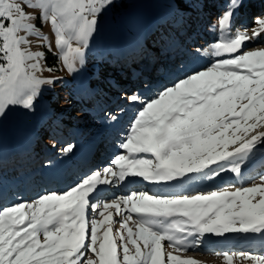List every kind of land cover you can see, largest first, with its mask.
<instances>
[{
	"label": "snow or ice",
	"instance_id": "6c2138e0",
	"mask_svg": "<svg viewBox=\"0 0 264 264\" xmlns=\"http://www.w3.org/2000/svg\"><path fill=\"white\" fill-rule=\"evenodd\" d=\"M114 2L0 0V116L13 107L32 110L42 86L55 82L38 75L45 70V53L32 51L29 37L49 51L51 44L35 21L49 24L58 58L72 74L85 63L98 17ZM191 2L175 0L176 8ZM244 3L227 0L217 17L221 37L211 45L209 55L216 59L206 68L178 78L147 99L125 93L128 103L140 107L119 143L123 151L110 166L93 171L62 194L45 193L32 202L0 208V264H200L173 252L195 250L206 233L264 235V174L256 177L260 183L234 191H133L111 201L98 198L100 186H123L130 178L155 184L188 174L210 178L224 171V163L240 175V165L264 144V131H258L264 128V47L244 50L264 34V15L255 19L251 35L244 25L233 30ZM114 216L124 218L117 221ZM165 241L173 251L165 253ZM212 254L221 256L224 264H264V255Z\"/></svg>",
	"mask_w": 264,
	"mask_h": 264
},
{
	"label": "rangeland",
	"instance_id": "374dc122",
	"mask_svg": "<svg viewBox=\"0 0 264 264\" xmlns=\"http://www.w3.org/2000/svg\"><path fill=\"white\" fill-rule=\"evenodd\" d=\"M121 1L126 2L127 8L120 7ZM263 1L264 0H252L249 2V0H245L244 6L238 10V12L236 13L235 19H240V21H243V19L246 18L245 12H246L247 8L260 5L261 2L263 4ZM114 4H116V6L113 5L111 8H108L106 11H104L98 17L97 29L94 32L93 36L89 40V45H88V48L86 49L85 63L83 66H79L78 70L76 72L69 74V73H67L66 69H64L62 61H60V59H59V66H58L59 71H47L46 69H49V68L46 67L44 59H43L41 61V63L44 66L45 70L38 73V75H40L42 78H55V81H56L55 84L53 83L54 84L53 86H50V85H43L42 86L41 94L37 97L36 101L34 102L35 106L32 110H25V109L20 108V107H13L11 110L7 111L5 115L0 116V155L1 156L7 154V156L5 157V158H7V157L11 156L12 150L26 151L30 147L34 146V144H36V146H38V147H42V145H45V143H46L47 136H49L48 138H55L53 136H55L58 133V129L62 125H67L66 119H69V118L71 119V117H70L71 115L77 116V114H76L77 109L75 107H67L66 109H63L62 111L63 112L65 111L64 112L65 114L63 116L65 121L62 122L61 121L62 119L58 118L60 120L55 121L54 123H51L49 119H52V118H50L51 117L50 113L52 112V108H51V105L49 102V98H51V95H53V89H52V91H50L49 89L52 87L55 88L59 84H63V82H67V84L68 83L70 84V81H71V83L77 85L79 91H84V89L86 88L85 92H87L88 89L90 90V87L88 88V84H87L88 78H90V80H92V79L97 80V83H99L100 86L98 87L99 91H97L96 89L92 92L90 91L91 93L89 92L88 96L89 97L91 95L93 96V94H96L97 96L100 95L101 94L100 91H102V89L105 86H107V83L111 82L109 78H112V77L123 78V76H124L123 72L125 70V66H129L128 65L129 61H133L136 58V57L130 58L129 55L135 53V50H137V43H138L137 38L140 36V30H141V26L138 23L141 22L144 18H147V20L149 21L151 19V16H158V14L160 12L171 13L170 10H168L164 7V5L167 7L169 5L167 0H115ZM207 6H208V8L209 7L214 8L212 1H208ZM218 8L219 9L214 8V11H219L217 13V15L219 16V15H221L225 6L222 5ZM25 10L29 11V12L34 11L32 9H27V8ZM203 12H204V9H202V14H203ZM194 15H196V14H194ZM235 19L233 21V30L238 28V26L239 27L241 26L238 23H235ZM255 19L256 18H252V19L246 20L244 22V26H247V28H248L249 35H251L252 27L255 26L254 25ZM211 21L212 20L207 21L208 23H206L205 32L203 30L204 33L198 34V36L195 40L196 48H198L200 51L199 52L198 51L197 52H190L186 55L182 54V55L178 56V57H180L181 61H183V62H182L180 67H177V65L175 63H171V65L169 66L170 75L177 73V74H179L180 77H184L183 76L184 74H188L192 70V68L189 69V67H192L195 63L202 62V64H200V66H198V68L201 67V69H203V67L206 68L211 62H213L214 59H216L214 57H211L209 55V53L211 51V45L213 43H215V40L217 38H218V40L220 39L221 34L218 31V29L215 27L217 20L214 22H211ZM35 24L38 27H40L42 34H44L48 37V42L51 44V52H55L57 55L58 50L55 47L54 36L52 34V31L50 29L49 24L47 22H45L41 25V22L38 19L35 21ZM159 24L160 25L164 24L165 25L164 27H166L165 22L164 23L160 22ZM159 24H158V26H159ZM194 24L195 23L193 22L192 25H194ZM186 26H187L186 24L181 25V27L184 29ZM189 26H191V25L189 24ZM159 31L160 30H158V32ZM178 31H181V30L179 29ZM21 34H23V33H21ZM185 34L188 35V34H190V32L187 31ZM124 37H126L127 43L123 45L120 43L124 42V39H125ZM141 37H142V39H144L143 33H142ZM29 40L31 41L30 47H31L32 51H42L45 53V50H48L45 47L38 46V45H40L41 42L38 41L36 39V37L30 36ZM259 40L260 41L258 43H256V42L247 43L245 45L244 50L245 51L255 50V49L264 47V34H262L259 37ZM116 43L119 44L120 47H119V50L117 52H115V55H117V57H118L119 53L124 52L123 54H121L122 56L118 61L115 57V58H113L114 62H109V60L106 61V63L104 62L102 64V66L108 65L105 68L100 67V66L95 67V68H91L87 65V63H88L87 59L90 56L91 52H94L97 49H99L98 50V53H99V51H101L102 49H107V47L109 48V46L115 48V46H117ZM256 45H258V46H256ZM139 51L144 52V51H146V49L139 50ZM154 53L157 57H159L162 54V51L161 52L155 51ZM124 56H127L128 59L126 62L121 63V60ZM157 57H153L152 59L143 57V59H140V61L138 62V65L141 66V68H142L141 70L149 69V68H151L150 60L152 61L155 58L157 59ZM164 58L166 59V56H164ZM222 58H225V57H222ZM118 62H119V65H118ZM113 65H115V66H113ZM178 68H181V70H178ZM166 69H168V67H166ZM169 73H168V75H169ZM136 75H137V73H136ZM164 77L167 78V74H162L161 76H158L159 79H156L155 85H159V87H163L164 85H166L167 82L161 81V79L162 80L165 79ZM148 78H150V77L148 76ZM58 80H60V82H57ZM167 81H169V79ZM137 86L139 87V84ZM79 91H78V93L76 91V94L72 96L74 103L77 106L84 103V101H83L84 98H82L80 96L81 93ZM128 93L134 94V93H131L130 91ZM144 95L145 94L142 93L141 97H144ZM78 98L82 99V100L80 101ZM121 98L122 99H119L120 101L124 99V96ZM117 102L115 104H117ZM120 105H122V106H120V108H121L120 115H118V113H117V115L114 116L115 119L112 118L111 120L102 119V122H101L102 125L100 127H98V132L96 133V135L89 136L87 143L82 142L83 143V144H81L82 146H80L78 144L77 145L78 149L84 148V149L90 151V153L94 152V150H95L94 148H97V146H98V144L95 145V143H97L98 140H103V139L109 138L108 135L103 134L104 129H107V127H109V129H111V130H109V132H113L116 130H119V131L117 132V134H113V140H110V142L107 141L105 143L108 144V148H110V149L119 148V143L124 138V136L127 134L130 123L134 119L135 113L133 111L134 116H132V118H131V115H132L131 109H133V107L136 104H130L124 99L123 104H120ZM90 119H91V117H88L87 119H85V122H88ZM36 122L43 124V127L46 131L34 129L33 127H30L28 129L27 125L29 123L34 124ZM94 124H95V120L89 122V124H88L89 128L88 129L92 128ZM84 128L85 127H83L82 129H84ZM258 131H264V128H260V129H258ZM87 134H90V132H87ZM89 139H92L95 141L91 143V141ZM68 141H69V139H66V140L61 141V142L58 141L57 144L60 145L61 143H64L65 144L64 148H65L68 145H70V143H72V142H68ZM57 149H60V146H58ZM255 149H257L258 154L262 155V156L259 158V160H255L254 162H251V164L248 165L247 167H243L245 176H248V178H247V180H244L240 184H238L237 187H251L253 185V183H260L259 179L256 177H258L259 175H262L264 172V169H263L264 168V144H258ZM54 150H55V148L49 150V153H51L50 158L52 159V163L43 165L42 167H40L39 169H37L34 172V175L36 174L38 177H40L42 179V181H47V182L55 181L53 179V175H54L55 171L57 170V164L65 161L64 157L59 158V157L53 156L52 153H55V152H53ZM110 151L108 149H106L105 153L107 154ZM33 153H34V151H33ZM33 153L31 152L28 155H23L22 157H26V158L30 159L33 157ZM18 159H21L20 155H19ZM49 166L54 169V173L52 176H50V174H52V168H49ZM85 172H86L85 167H84V169H80V170L75 169L74 173H73L74 174L73 178L76 175V180H77V176H79ZM43 173L46 175L45 177L43 176ZM47 177H49V178H47ZM31 178H33V175L29 178L24 177L22 179V181L18 182V185H14V186H11L10 183L9 184L5 183V187L2 188L3 191L2 190L0 191V196L2 195L4 198H6L7 195H10V192H9L10 188H14V190H15L17 188H21V186L24 187L26 185V183H28V181L31 180ZM254 178H256V179H254ZM228 181H230V180H228ZM3 182H5V180H3ZM206 183H209V182H206ZM230 185H231V183H226V184H224V187L219 188V189L220 190L225 189V188L229 189ZM35 186H36V183H35ZM59 186L64 188V189L62 188V191L68 190L70 188V187L67 188V185H64V186L59 185ZM50 188H53V187H49L47 191H49ZM30 189L33 192V193H31L32 195L31 196H24V198H22L20 201H18V203L32 202L35 200V198L37 196L44 194V193H42V191H40L38 189V184L35 188L32 187ZM30 189H28V190H30ZM234 190H235V188L231 189V191H234ZM43 192H45V191H43ZM106 194L110 196L109 200H106V201H111L114 198L113 191L106 192ZM30 197H32V198L34 197V200H30L29 199ZM98 198L101 200H104L107 197L100 196ZM15 204H17V203L14 202V204H12V205H15ZM91 216H92V213H91V210H89V217L91 218ZM123 218H124L123 216H114V219L117 221L122 220ZM113 227H116V229H118L119 224L117 223V224L113 225ZM199 239L202 240L203 237H200ZM199 245L201 246L202 244H199ZM247 248H249V247L243 246L240 249H239V246L236 247V249H233L232 247H228V248H225V251H228L230 253L231 252H248V253L253 254V255H264V253L251 252ZM252 248H254V247H252ZM222 251H223V249L221 248L219 252H222ZM209 257L208 258L210 261H213V260L217 261L216 264H224L223 258L221 256H217L215 258L211 257V256H209ZM218 260H222L221 263ZM234 264H251V262L250 261L237 260V261H234Z\"/></svg>",
	"mask_w": 264,
	"mask_h": 264
},
{
	"label": "trees",
	"instance_id": "16d2710c",
	"mask_svg": "<svg viewBox=\"0 0 264 264\" xmlns=\"http://www.w3.org/2000/svg\"><path fill=\"white\" fill-rule=\"evenodd\" d=\"M208 1H212L213 4H215L216 6L225 5L226 3V0H194V2L187 3L183 9L178 10L176 8L175 0H167L169 5L168 7L164 5V7L170 10L172 14L167 12L159 13L160 16L165 15L164 17L167 28L164 27L165 26L164 24H162L160 25V28L158 27V30H160L159 32L157 29L152 30L153 29L152 23L159 22L157 20L159 18L157 16H151V19L149 21L147 20V18H144L141 22L138 23L141 26V30L143 31V36H144L143 40L149 45L150 49H152V52L156 50H159L161 52L162 48L160 49V47L164 46L166 42L172 41L171 40L173 36L172 34H178L179 32H182L184 28H182L181 25L184 24L187 25L191 21L194 14H197V17L195 18L196 21L203 22V16L206 14V12L210 10V7L208 8L207 6ZM120 5H121L120 7L122 8H127L126 2L124 1H121ZM114 6H116V4H114ZM203 7H204V12L202 14ZM206 23H207L206 21L203 22L202 24L203 28L206 27ZM179 29L181 31H178ZM124 38H125L124 42L123 43L121 42L120 44L124 45L127 43L126 37ZM188 41L189 39L186 38L184 43H192ZM116 45L117 46H115V48L110 46L108 48L106 46L107 49H102V50L100 49L101 51H99V53H98L99 49H97L94 52H91L90 56L87 59L88 61L87 65L91 68H95L96 66L102 67V64L104 62L106 63V61L108 60L109 62H114L113 58L116 57V59H118V57L120 56L119 54L118 57L117 55H115V52H117V50L120 47L119 44L116 43ZM139 53L140 52L138 51V57L136 59H134L133 61H129L128 63L129 66H125V70L123 72L124 77L131 74L129 67L135 66L137 61H140V59H143V57L147 58L148 56H151L147 51L141 52L140 54ZM130 58H134V57L130 56ZM44 62L46 67L53 69V71H59V67H58L59 58L55 52L45 50ZM110 81L111 82L107 83V86H105L104 93L97 97L96 105L91 102H85L83 105L77 106L72 98V96L75 95L76 93L75 90L76 88L74 85H72L71 82L70 84L69 83L67 84V82H63V84H59L55 88L53 87L50 88L49 89L50 91H52L53 89V95H51V98H49V102L52 108V112L50 113L51 114L50 118L52 119H49L50 122L54 123L57 118L62 119L65 114L64 113L65 111L64 112L62 111L63 109H66L67 107H75L77 109L76 111L77 116L71 115L70 116L71 119L67 121L69 122V125H71L72 127H80L84 123L85 119L88 117V112L102 109L105 106V103L107 102V98L110 99L115 94H117L120 89L123 88L124 84L120 77H112L110 78ZM57 82H60V80H58ZM54 84H51L50 86H53ZM116 84H119L120 86L119 87L114 86ZM27 126L28 129L30 127H33L34 129L46 131L43 127V124H40L39 122H36L34 124L29 123ZM69 135H71V128L69 126L62 125L58 129V133L55 136H53L56 139L48 138L49 136H47L46 143L49 145V147L54 148L55 144L58 141L67 138ZM82 136H84L85 138L87 137L85 133H83ZM35 149H36L35 152L40 150L43 151V146L39 148L37 147ZM13 154L14 155L11 158H9L8 162L6 163H4L3 160L0 159V177H4L5 172H7L8 169L18 167L20 163L22 162L25 163V160H29V158L22 157L23 156L22 153L18 152V154L17 153L16 154L13 153ZM19 155L21 159H18ZM65 155H68V152ZM1 179L2 178H0V180Z\"/></svg>",
	"mask_w": 264,
	"mask_h": 264
},
{
	"label": "bare ground",
	"instance_id": "6f19581e",
	"mask_svg": "<svg viewBox=\"0 0 264 264\" xmlns=\"http://www.w3.org/2000/svg\"><path fill=\"white\" fill-rule=\"evenodd\" d=\"M257 17V16H256ZM249 32V31H248ZM260 41V40H259ZM258 41V42H259ZM258 42H256V43H258ZM256 46H258V45H256ZM261 47V46H260ZM200 66V65H199ZM201 69V67H199V68H197V69H194V68H192V70L189 72V73H191V72H193V71H196V70H200ZM188 73V74H189ZM165 78V77H164ZM95 149V148H94ZM60 167H62V166H60ZM207 184H210V183H204V185H203V187L202 188H200V189H197V190H195V191H191V190H193V189H186L185 191L186 192H176V190H178V189H176V190H173V192H176V193H173V192H170V193H166V194H160V193H158V192H156V191H150L149 192V194H158V195H175V194H187V195H194V194H197V193H208V192H210V191H215V190H220L219 188H214L213 190H208L207 188L208 187H206L205 185H207ZM71 187H73V186H70V188ZM62 188L63 187H61V186H54L53 188H50L49 189V191H47L46 193H53V192H55V193H57V194H62V193H64V192H66V191H68V190H70V188L68 189V190H65V191H62ZM64 189V188H63ZM116 193V192H115ZM38 197V196H37ZM36 197V198H37ZM35 198V199H36ZM114 198H117V194L116 195H114ZM113 198V199H114ZM231 237H233V234H231L230 235ZM206 237V236H205ZM229 237V236H228ZM262 238H264V237H262ZM235 247H238V246H235ZM240 247V246H239ZM220 249H221V247H214V246H211V244L206 240V239H204V244H202L201 246L200 245H198L197 247H196V249L195 250H189V251H187V252H183V253H181L182 254V256H184L185 258H188V257H191L192 256V254H197L198 255V258H200L201 259V261H207V262H209L210 260H209V256H211V255H214V254H212L213 252H219L220 251ZM209 257V258H208Z\"/></svg>",
	"mask_w": 264,
	"mask_h": 264
}]
</instances>
